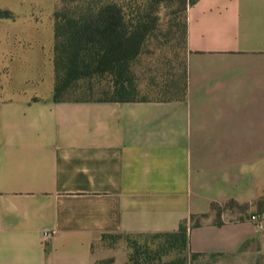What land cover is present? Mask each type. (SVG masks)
I'll use <instances>...</instances> for the list:
<instances>
[{
	"label": "crops",
	"instance_id": "0c3cea01",
	"mask_svg": "<svg viewBox=\"0 0 264 264\" xmlns=\"http://www.w3.org/2000/svg\"><path fill=\"white\" fill-rule=\"evenodd\" d=\"M29 19L0 18V264H127L109 238L264 197V0L187 8L183 101L55 102V29ZM186 259L262 264L264 212L189 229Z\"/></svg>",
	"mask_w": 264,
	"mask_h": 264
},
{
	"label": "trees",
	"instance_id": "16d2710c",
	"mask_svg": "<svg viewBox=\"0 0 264 264\" xmlns=\"http://www.w3.org/2000/svg\"><path fill=\"white\" fill-rule=\"evenodd\" d=\"M197 0H61L62 7L54 13L55 102H147L183 101L184 83L173 79L163 87L167 97L140 98L137 68L156 28L151 15L155 4L170 3L184 13L179 28L182 43H186V10ZM0 18H12L11 12L0 10ZM155 85V78H152ZM172 94V95H171ZM264 212V197L251 203H213L209 214L191 217L175 233L135 236L163 240L153 249L136 240L129 243L127 264H184L186 257L163 263L168 251L187 253L189 229L200 227L213 219V225L243 222L259 218ZM239 215L234 221L224 216ZM210 222V221H209ZM132 238V237H128ZM112 260L96 264H111Z\"/></svg>",
	"mask_w": 264,
	"mask_h": 264
},
{
	"label": "rangeland",
	"instance_id": "374dc122",
	"mask_svg": "<svg viewBox=\"0 0 264 264\" xmlns=\"http://www.w3.org/2000/svg\"><path fill=\"white\" fill-rule=\"evenodd\" d=\"M1 5L2 11L11 12L12 18L16 16L19 21H26V19L31 21L29 18L32 17V22L36 26L48 28L54 27V13L63 6L61 0H1ZM151 15L156 18V28L136 72L138 96L153 99L169 96V94L162 92L163 87L171 80L176 79L180 84L184 83L185 48L179 33V28L184 23V13L179 7L170 3L155 4L151 10ZM152 78H155V85H152ZM238 218L239 215L224 216L226 221H234ZM209 221L212 222L213 219ZM135 240L140 244L148 243L153 249L163 242V240L147 237H112L109 238L106 246H113L121 251L123 244L129 245ZM186 255L187 253H181L177 250L168 251L163 256L162 262L168 263L183 259ZM203 262L204 264H218L217 260L211 259Z\"/></svg>",
	"mask_w": 264,
	"mask_h": 264
},
{
	"label": "built area",
	"instance_id": "2783aa9c",
	"mask_svg": "<svg viewBox=\"0 0 264 264\" xmlns=\"http://www.w3.org/2000/svg\"><path fill=\"white\" fill-rule=\"evenodd\" d=\"M254 220H257V219L254 218ZM46 237H48V234H46Z\"/></svg>",
	"mask_w": 264,
	"mask_h": 264
}]
</instances>
